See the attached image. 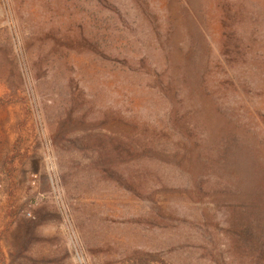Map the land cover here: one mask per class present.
Segmentation results:
<instances>
[{"label":"trees","instance_id":"1","mask_svg":"<svg viewBox=\"0 0 264 264\" xmlns=\"http://www.w3.org/2000/svg\"><path fill=\"white\" fill-rule=\"evenodd\" d=\"M78 1L83 13L85 5L95 9L94 16H80L79 52L107 65L108 79L124 84V92L108 98L105 133L100 118L90 126L73 109L83 103L80 74L65 55L72 117L52 130L51 143L64 149L78 135H91L98 149L90 168L126 195L151 203L148 218L159 229L177 232L146 252L144 264H182L178 254L184 253L180 260L189 264H264V0H131L133 15L121 0ZM106 17L110 35L103 42L107 37L94 35L89 25ZM39 28L35 42L59 52L56 34ZM120 34L126 43L115 38ZM132 42L144 50H125ZM139 88L154 101L140 110L144 116L130 100ZM20 101L0 97L5 104ZM176 197L197 206L201 226L186 227L171 210Z\"/></svg>","mask_w":264,"mask_h":264},{"label":"rangeland","instance_id":"2","mask_svg":"<svg viewBox=\"0 0 264 264\" xmlns=\"http://www.w3.org/2000/svg\"><path fill=\"white\" fill-rule=\"evenodd\" d=\"M64 1L0 0V97L22 99L0 102V264H144L146 252L175 239L177 232L159 229L148 218L151 203L126 195L108 183V176H99L90 168L92 153L98 149L91 135H78L64 149L51 143L52 130L72 117L67 116L72 108L64 83V72L69 71L65 65L76 61L75 73L81 76L79 83L75 80L81 87L78 93L91 94L87 99L82 96L83 103L74 104L73 109H79L90 126L100 118L101 132L108 129V98L124 92V84L108 79L107 65L94 63L87 53L79 52L80 16H94L95 9L85 5L83 13L78 0L79 6L76 0ZM121 1L133 15L132 1ZM84 25L88 29V23ZM39 27L56 34L62 48L59 52L54 54L45 44L35 42ZM89 28L94 35H105L103 42H108L107 17L100 24L91 19ZM121 36L115 38L126 43ZM124 49L144 50L137 42ZM67 54L69 63L64 60ZM52 55L58 59L53 61ZM132 96L139 111L154 103L142 88ZM169 171L173 180L180 179ZM171 210L186 221V227L190 222L199 226V220L204 222L198 219L197 206L184 199H173ZM189 230L188 235L202 242L196 230ZM206 231L212 238L213 230ZM220 235L217 231L215 236ZM178 255L186 257V253ZM180 258V263L189 264ZM149 263L163 264L158 259Z\"/></svg>","mask_w":264,"mask_h":264}]
</instances>
